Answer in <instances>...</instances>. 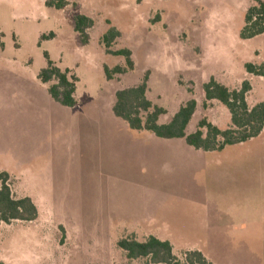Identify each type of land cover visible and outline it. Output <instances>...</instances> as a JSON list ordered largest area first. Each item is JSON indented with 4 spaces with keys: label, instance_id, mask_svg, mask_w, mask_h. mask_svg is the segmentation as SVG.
<instances>
[{
    "label": "rangeland",
    "instance_id": "374dc122",
    "mask_svg": "<svg viewBox=\"0 0 264 264\" xmlns=\"http://www.w3.org/2000/svg\"><path fill=\"white\" fill-rule=\"evenodd\" d=\"M0 0V169L18 197L38 206L34 220L0 222L5 264H166L130 259L121 237L168 239L180 260L201 250L214 264H264V130L222 151L133 130L115 116L116 92L147 78V97L168 121L197 101L187 128L206 117L231 124L219 100L204 106L203 85L248 80L247 102L264 100V78L246 62H264V33L240 36L253 0ZM94 19L83 44L74 16ZM120 32L111 50L129 48L133 69L107 52L104 32ZM53 32L49 37L47 36ZM45 52L77 76L73 107L38 77ZM183 264V263H182Z\"/></svg>",
    "mask_w": 264,
    "mask_h": 264
},
{
    "label": "trees",
    "instance_id": "16d2710c",
    "mask_svg": "<svg viewBox=\"0 0 264 264\" xmlns=\"http://www.w3.org/2000/svg\"><path fill=\"white\" fill-rule=\"evenodd\" d=\"M244 16V26L240 36L249 39L264 33V0H253ZM67 0H47L48 6L64 8ZM94 19L85 14L77 13L74 16V29L78 33L83 44L88 43V28L92 27ZM53 35L51 32L46 38ZM120 35L114 26L108 28L102 35V42L107 52L123 56L125 66L117 65L114 68L105 66L108 78L114 75L127 73L133 69L134 61L132 51L129 48L111 50L113 41ZM47 66L38 74L40 80L48 83L55 79L56 82L49 85L51 97L58 103L73 107L77 104L75 96L77 88V76L70 74V69H61L45 52ZM247 72L260 75L264 78V62H246ZM204 106L209 101L216 99L229 109L231 124L221 128L206 117L199 120L194 131L188 132L187 128L195 113L197 101L194 98L187 100L178 111L166 122H160L166 109L153 103L147 97V78L131 87L120 89L116 92V100L113 106L115 116L123 119L133 130H148L159 138L183 139L189 146L204 151H222L227 146L246 142L258 136L264 130V100L250 106L247 102V94L251 89L248 80H244L241 87L230 88L210 77L203 85ZM37 204L31 196L18 197L12 188L11 175L8 171L0 169V222L10 223L13 220H34L38 217ZM118 247L125 251L130 259L148 258L153 263L166 264H214L199 249L184 252V260H180L173 251V244L168 239H162L156 235H149L145 240H139L134 235L121 237L117 241ZM0 264H5L0 261Z\"/></svg>",
    "mask_w": 264,
    "mask_h": 264
},
{
    "label": "crops",
    "instance_id": "0c3cea01",
    "mask_svg": "<svg viewBox=\"0 0 264 264\" xmlns=\"http://www.w3.org/2000/svg\"><path fill=\"white\" fill-rule=\"evenodd\" d=\"M47 1V0H46Z\"/></svg>",
    "mask_w": 264,
    "mask_h": 264
}]
</instances>
